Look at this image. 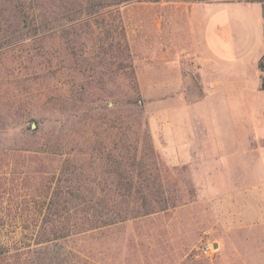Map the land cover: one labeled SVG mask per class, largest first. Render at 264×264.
Here are the masks:
<instances>
[{
  "label": "rangeland",
  "instance_id": "obj_1",
  "mask_svg": "<svg viewBox=\"0 0 264 264\" xmlns=\"http://www.w3.org/2000/svg\"><path fill=\"white\" fill-rule=\"evenodd\" d=\"M207 1L127 0L1 27L0 264H264V140L248 163L253 193L232 199L240 156L238 185L209 190L171 141L176 108L198 93L195 7ZM66 194L69 212L53 213ZM63 219L107 224L67 237L43 227Z\"/></svg>",
  "mask_w": 264,
  "mask_h": 264
},
{
  "label": "crops",
  "instance_id": "obj_2",
  "mask_svg": "<svg viewBox=\"0 0 264 264\" xmlns=\"http://www.w3.org/2000/svg\"><path fill=\"white\" fill-rule=\"evenodd\" d=\"M198 10L204 13L202 38L193 50L199 63L198 93L176 108L173 127L180 128L181 135L174 134L171 141L181 143L183 160H198L196 181L209 190L238 185L231 182L230 166L240 156L238 174L244 186L240 194L225 197L232 199L253 193L246 185L248 163H252L254 143L264 140L259 67L264 54V3L209 0L196 6ZM260 95L263 100H258ZM257 164L256 173L264 174V162Z\"/></svg>",
  "mask_w": 264,
  "mask_h": 264
},
{
  "label": "trees",
  "instance_id": "obj_3",
  "mask_svg": "<svg viewBox=\"0 0 264 264\" xmlns=\"http://www.w3.org/2000/svg\"><path fill=\"white\" fill-rule=\"evenodd\" d=\"M127 0H0V29L11 28H41L55 24L60 17H67L66 22L74 19L77 12L83 10L92 13L99 7L118 4ZM262 71L261 88L264 90V54L259 61ZM69 193V192H68ZM65 192L63 193V195ZM64 202L54 207L53 213L64 214L69 212L68 201L70 195H65ZM87 211L83 209V212ZM105 221L92 222L87 219L79 221L48 220L43 227L49 226L51 233L60 237L70 234L81 235L105 226Z\"/></svg>",
  "mask_w": 264,
  "mask_h": 264
}]
</instances>
